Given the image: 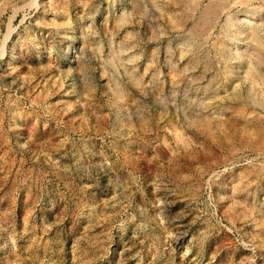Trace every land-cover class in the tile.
<instances>
[{"label": "rangeland", "instance_id": "rangeland-1", "mask_svg": "<svg viewBox=\"0 0 264 264\" xmlns=\"http://www.w3.org/2000/svg\"><path fill=\"white\" fill-rule=\"evenodd\" d=\"M0 264H264V0H0Z\"/></svg>", "mask_w": 264, "mask_h": 264}]
</instances>
